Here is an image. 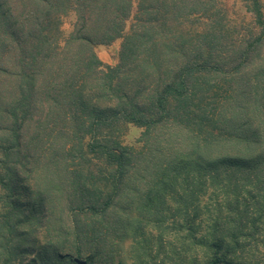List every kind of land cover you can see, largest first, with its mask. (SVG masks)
<instances>
[{"label":"trees","instance_id":"obj_1","mask_svg":"<svg viewBox=\"0 0 264 264\" xmlns=\"http://www.w3.org/2000/svg\"><path fill=\"white\" fill-rule=\"evenodd\" d=\"M245 1L259 30L229 40L216 0H0V264L31 227L61 264H122L129 227L136 264H264V14Z\"/></svg>","mask_w":264,"mask_h":264},{"label":"rangeland","instance_id":"obj_2","mask_svg":"<svg viewBox=\"0 0 264 264\" xmlns=\"http://www.w3.org/2000/svg\"><path fill=\"white\" fill-rule=\"evenodd\" d=\"M262 2V13L264 14V0H261ZM213 3V2H212ZM214 9L218 10V13L215 15L218 17L219 15L224 17L225 23L228 25L229 29L231 30L232 37L229 39L231 40L233 37H236L239 35L240 37H245L248 36L251 33L256 32L257 29L255 19L252 15L251 12L247 10V4L245 0H216V3H214ZM213 11V9H212ZM213 13V12H211ZM198 15L195 14L193 15L194 17H197ZM70 20L67 19L64 29L68 31L69 25H70ZM198 26L199 30L206 29L205 26L199 24ZM128 28V27H127ZM120 48V40H117L113 44L109 46H104L100 45L96 47V53L99 56V58L106 64L108 65H114L116 64L117 61V54L118 50ZM212 81V79H211ZM143 132L144 129L134 126V125H127L124 126L122 129V137L121 140L123 143L129 147H132L135 152L138 150H142V138H143ZM125 217L129 219L128 211L123 213ZM122 214V215H123ZM136 215V212H135ZM134 215V216H135ZM92 221H97L96 217H92ZM91 222V221H90ZM98 222V221H97ZM31 234V239H36L33 240L34 243L32 244L31 242L22 243V247L24 249H31L29 252H24L21 254V256H17V258H14V264H31L32 261H35L37 259V263L34 262V264H61L58 263L57 261L51 259L47 255L43 256H36V252L38 253V248L41 247L40 245L46 243V236L44 234V230L40 229L39 227L34 228H27V230ZM127 233H123L120 237L113 238L111 239L115 246H112V252L118 254V261L116 260L115 263H120L121 260L123 263L125 262L126 264H136V257L135 253L132 250L131 246L135 243L134 239L140 240L142 237L145 235H138L134 228L129 227L127 230ZM119 239H121L119 241ZM119 241V246L116 248V245ZM152 243L155 245L157 244L156 240H153ZM59 247H62V249H59L60 254L62 255H67L66 248L64 245L61 243V240L59 241ZM34 250V251H33ZM120 254V255H119ZM84 261V260H82ZM98 261L95 260V262ZM122 263V264H123ZM63 264H69V260L66 259L64 260Z\"/></svg>","mask_w":264,"mask_h":264}]
</instances>
